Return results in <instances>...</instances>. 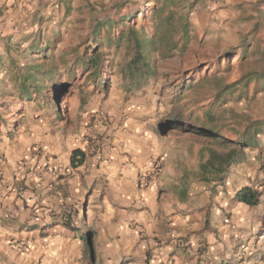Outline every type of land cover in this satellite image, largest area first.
<instances>
[{
    "label": "rangeland",
    "instance_id": "1",
    "mask_svg": "<svg viewBox=\"0 0 264 264\" xmlns=\"http://www.w3.org/2000/svg\"><path fill=\"white\" fill-rule=\"evenodd\" d=\"M263 54L264 0H0L1 264H39L44 215L83 264H264V125L237 143L264 123V84H244ZM208 129L238 148L221 187L198 174L224 140Z\"/></svg>",
    "mask_w": 264,
    "mask_h": 264
},
{
    "label": "trees",
    "instance_id": "2",
    "mask_svg": "<svg viewBox=\"0 0 264 264\" xmlns=\"http://www.w3.org/2000/svg\"><path fill=\"white\" fill-rule=\"evenodd\" d=\"M155 15L153 12L152 16ZM133 29L129 26V31ZM135 30L132 32L134 33ZM241 52L242 54H246L248 48L246 43L241 44ZM91 52L92 49H89ZM88 57L87 59L82 58L81 63L86 64L89 63L92 69H99L100 67V59H101V52L95 51L91 52L90 54H86ZM264 55V54H263ZM97 77V73L95 75ZM248 80L255 81L256 83H260L261 85L264 84V61L263 65L259 70L250 71V73L246 76V80H238L237 84H240L244 81V84L248 82ZM103 83L102 78L98 79L96 84L101 85ZM222 93H218V96H221ZM264 123L261 120H252L248 126L241 132L239 137L237 138V143L240 144V147L243 146H256L257 142V135L261 133L262 126ZM207 135H210L213 141L217 140V138H222V142L219 144H214L215 146H203L200 148L201 156L200 162L198 165V174L201 176L203 181L209 182L213 181L217 185L224 186L225 180L228 175L229 167L235 162V157L238 152V148L234 146H229L232 140H228L225 138L223 134L219 133L218 130L215 129H208L204 130ZM225 141V142H224ZM228 146V147H227ZM241 149V148H240ZM243 149V148H242ZM203 154V155H202ZM85 159V154L79 148H75L72 150L69 163L71 167L76 168L77 166L81 165ZM261 195V191L252 187V186H244L238 189L234 197L248 205V206H255L259 203V198ZM85 245L89 249V242L88 236L84 235Z\"/></svg>",
    "mask_w": 264,
    "mask_h": 264
},
{
    "label": "crops",
    "instance_id": "3",
    "mask_svg": "<svg viewBox=\"0 0 264 264\" xmlns=\"http://www.w3.org/2000/svg\"><path fill=\"white\" fill-rule=\"evenodd\" d=\"M139 134L140 133H138L135 140L131 143V150L135 154L136 160L142 161L147 158L151 160L153 158V156L151 157L153 153L161 152L157 146L156 138L154 139L151 134L147 135L148 138L139 136ZM154 136L156 137V135ZM160 159L163 160V158ZM48 200L50 201L49 195L43 198L44 205H50V202L46 203ZM46 210L49 209H45V211ZM44 216L42 223L38 227L39 230H41L42 237L35 240L33 246L28 250L29 258L35 259L39 264H83L81 257L75 254L69 255L68 251L73 252V250H70L68 240L64 239L61 235H51L49 233V231L53 233L55 229L54 227L47 226L46 223H48L49 216Z\"/></svg>",
    "mask_w": 264,
    "mask_h": 264
}]
</instances>
